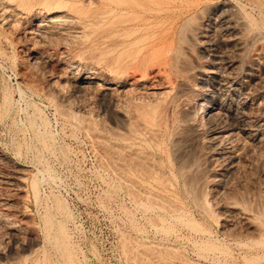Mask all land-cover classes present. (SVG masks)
Segmentation results:
<instances>
[{
  "label": "rangeland",
  "instance_id": "obj_1",
  "mask_svg": "<svg viewBox=\"0 0 264 264\" xmlns=\"http://www.w3.org/2000/svg\"><path fill=\"white\" fill-rule=\"evenodd\" d=\"M47 1L0 13V264H264V30L231 0H184L188 14L139 43L151 47L148 77L124 86L111 72L122 0ZM37 110L55 133L52 152L36 137L40 121L29 122ZM128 161L136 199L125 193ZM179 213L197 230L170 216ZM47 215L65 230H49Z\"/></svg>",
  "mask_w": 264,
  "mask_h": 264
},
{
  "label": "bare ground",
  "instance_id": "obj_2",
  "mask_svg": "<svg viewBox=\"0 0 264 264\" xmlns=\"http://www.w3.org/2000/svg\"><path fill=\"white\" fill-rule=\"evenodd\" d=\"M35 0H0V13L1 14H4L5 16H6V18L13 12V13H15L14 11L16 10V8L17 9H19L20 7H24V6H26V5H33ZM40 1V0H39ZM63 1V0H62ZM61 1V2H62ZM105 1H107V0H99V1H97V0H82L81 1V4H82V6L83 7H85V8H91V7H93V6H95L96 4L98 5V3L99 4H104V6L106 5L105 4ZM109 1V0H108ZM111 2H112V0H110ZM212 1H214V0H195V2H196V4H198V5H202L203 3H211ZM231 1H233L236 5H237V7H238V9H239V11H240V14H242V18H244L245 20H247L249 23H248V26H251V28H254L255 29V27L256 28H258V27H260L262 30H264V0H231ZM46 2H48L47 0H44V2H43V4H42V6L44 5V4H46ZM54 2V1H53ZM57 2H58V0H57ZM56 2V4H58ZM60 2V3H61ZM66 2V1H65ZM73 3V2H72ZM110 3V2H109ZM108 3V4H109ZM113 3V2H112ZM52 4V3H51ZM50 4V5H51ZM54 4V3H53ZM55 4V5H56ZM63 4H65L64 2H63ZM77 4V3H76ZM36 5H38L39 6V4H37L36 3ZM197 5V7L199 8V6ZM15 6V7H14ZM30 6V7H31ZM57 6H59V4L57 5ZM71 6V8H72V5H70ZM15 8V10H14V8ZM30 7H28V8H26L25 9V11L26 10H28ZM49 7H51V6H49ZM55 7V6H54ZM65 7H66V5H65ZM105 7H107V6H105ZM119 7V6H118ZM36 8H37V6H36ZM42 8V7H41ZM188 8H189V4L187 3H185L184 2V0H122V8H117L118 10H114V12H116L117 11V14H118V16H120L119 17V21H120V19H121V21H122V41L121 42H119L118 44V49H119V47H121L122 48V50L119 52L120 53V55L118 54L116 57L117 58H115V59H118L119 57H121L120 59H122L121 61V63H119V60L120 59H118L115 63H113V64H111V65H114V64H116L115 65V69H113V70H111V72L112 73H115L116 75L117 74H119L118 76H120V79H119V77H118V81H121L122 82V85H126L125 83L127 82V80L128 79H130V77L131 76H133V75H136V74H140V76L142 77V79H144V78H146V77H148V74H149V71L152 69V68H148V62L147 61H150L149 60V56H150V50H151V47H149V46H139L140 44V42L142 41V39H144V37L145 36H147L148 34H149V32H151V30H152V28L153 27H155V25H161V24H163V20H170V19H172V18H174V17H176V16H179V15H185V14H188V12H190V10H188ZM31 9H32V7H31ZM33 9H35L34 7H33ZM77 9V8H76ZM79 9V8H78ZM102 8H100V10H101ZM14 10V11H13ZM39 10H41V9H39ZM38 10V12H36V14H34V13H32V14H34V19L35 18H37V17H42L43 15H44V12H45V10H46V12L45 13H49V14H51V12H52V8L50 9H42L41 11H39ZM68 10H70V8L68 9ZM84 10V9H83ZM209 10V9H208ZM213 10V9H212ZM28 11H30V10H28ZM44 11V12H43ZM58 11V10H57ZM62 11V10H61ZM64 11H66V10H64ZM72 11V10H71ZM73 11H75V10H73ZM99 11V10H98ZM108 11V10H107ZM210 11V10H209ZM43 12V13H42ZM76 12V11H75ZM191 12H192V10H191ZM207 12V11H206ZM30 14H31V11L29 12ZM60 13H62V12H60ZM67 13V12H66ZM72 13V12H71ZM101 13V12H100ZM112 13H113V11H112ZM198 13V12H197ZM196 13V14H197ZM22 14V13H21ZM43 14V15H42ZM52 14H54V13H52ZM57 14V13H56ZM59 14V13H58ZM63 14V13H62ZM110 14H111V12H110ZM210 14V13H209ZM208 13H207V15H209ZM239 14V13H238ZM239 14V15H240ZM42 15V16H41ZM64 15V14H63ZM66 15V14H65ZM99 15V14H98ZM108 15V14H107ZM207 15H204L203 17H202V19L203 20H205L206 19V17H207ZM11 16H12V14H11ZM13 16H14V14H13ZM12 16V17H13ZM19 16V15H18ZM27 15H25V17H26ZM50 16V15H49ZM54 15H52V17H53ZM59 16V15H58ZM74 16V15H73ZM97 16V15H96ZM121 16H122V18H121ZM29 17V16H28ZM56 17V16H55ZM54 17V18H55ZM64 18H65V16H63ZM69 17H71V16H68V18ZM89 17H90V15H89ZM89 17H87V18H89ZM192 17V16H191ZM201 17V16H200ZM9 19H10V16L8 17ZM22 18V17H21ZM54 18H53V20H54ZM118 18V17H117ZM196 18H197V15H196ZM208 18V17H207ZM26 19V18H25ZM28 19V18H27ZM48 19H50V18H48ZM65 19H67V18H65ZM189 19H190V17H189ZM201 19V18H200ZM3 20H6V19H3ZM8 20V19H7ZM114 20V19H113ZM118 20V19H117ZM192 21H194V19H191ZM196 20V19H195ZM197 20H198V18H197ZM207 20V19H206ZM52 21V20H51ZM63 21V20H62ZM68 21V20H67ZM74 21V20H73ZM95 21V20H94ZM121 21H120V23H121ZM21 22V21H20ZM66 22V21H65ZM116 22V21H115ZM74 23V22H73ZM92 23H93V21H92ZM203 23V22H202ZM202 23H200L201 25H202ZM66 24V23H65ZM76 24V23H75ZM87 24V23H86ZM110 24H111V22H110ZM118 24V23H117ZM198 25V28L200 29V30H203V29H201V25ZM250 24V25H249ZM78 25V24H77ZM85 25V24H84ZM19 26V25H18ZM75 26V25H74ZM83 26V25H82ZM62 27V26H61ZM70 27V26H69ZM76 27V26H75ZM25 28V27H24ZM88 28V27H87ZM203 28H205V27H203ZM246 28H247V26H246ZM248 28H250V27H248ZM259 28V29H260ZM197 29V28H196ZM199 30V31H200ZM205 30H207L206 28H205ZM74 31V30H73ZM198 31V32H199ZM80 32V31H79ZM205 32V31H204ZM56 33V32H55ZM71 33V32H70ZM202 33V32H201ZM67 34V33H66ZM71 34H73V33H71ZM152 38V37H151ZM143 42H145V40L143 41ZM109 46H110V44H109ZM109 46H107V48L109 47ZM104 47V46H103ZM135 47H137V51H136V53H134L133 51H131V50H134L133 48H135ZM117 49V48H116ZM115 49V50H116ZM117 49V50H118ZM108 50V49H107ZM131 51V53H129L127 56L128 57H130V56H132L133 54H132V52L135 54V58H133V59H131V60H124V59H126L127 57H125L124 55H125V53H127V52H130ZM147 51H149V52H147ZM111 52H109L108 54H110ZM107 54V53H106ZM130 54H132V55H130ZM122 55V56H121ZM123 57H125V58H123ZM101 58V57H100ZM107 61V60H106ZM110 61H111V59H110ZM112 61H113V59H112ZM97 62V61H96ZM95 62V63H96ZM106 64H108V63H106ZM105 64V65H106ZM98 65V64H97ZM111 65H106V66H108V67H106V68H110V66ZM104 68H105V66H104ZM111 68H113V66L111 67ZM165 69H167V68H165ZM166 71V70H165ZM168 71V70H167ZM164 72V71H163ZM161 73V70H159V74H164L165 75V73ZM170 72H171V70H170ZM164 75H161L162 76V78H165V76ZM160 76V75H159ZM167 76V75H166ZM161 78V77H160ZM168 78V76L165 78V80ZM172 78V77H171ZM132 79V78H131ZM168 79H170V78H168ZM167 79V80H168ZM145 80V79H144ZM114 81V80H113ZM165 82H167V81H165ZM169 82H172V81H169ZM128 83V82H127ZM129 83H130V81H129ZM133 83V81L131 82V84ZM162 83V82H161ZM173 83H174V81H173ZM173 83H169V84H171L172 86L174 85ZM156 84H157V82H156ZM167 84V83H166ZM99 85V84H98ZM134 85H136V84H133V86ZM170 85V86H171ZM131 86V85H130ZM129 86V87H130ZM132 86V87H133ZM156 86V85H155ZM103 87V86H102ZM157 87V86H156ZM155 87V88H156ZM160 87V86H159ZM164 87V86H163ZM7 88V87H6ZM97 88V87H96ZM101 89V88H100ZM134 89V88H133ZM137 89V88H136ZM135 89V90H136ZM41 90V89H40ZM131 90V89H130ZM162 90V89H161ZM6 91H9V90H5V105H8V106H10V105H12V100H11V98H10V96H9V94H7V92ZM20 91H22V90H20ZM42 91V90H41ZM131 91H133V90H131ZM130 91V92H131ZM137 91V90H136ZM169 91H171V90H168V92ZM128 92V91H127ZM126 92V93H127ZM156 92V91H155ZM154 92V93H155ZM158 92V91H157ZM167 91H166V93H168ZM173 92V91H172ZM9 93V92H8ZM170 93V92H169ZM159 94V93H158ZM162 94L164 95V92L162 91ZM155 95V94H154ZM161 95V94H160ZM47 97V96H46ZM165 97H167V96H165ZM168 98V97H167ZM166 98V99H167ZM170 98V97H169ZM173 99H175L174 97H173ZM173 99H172V101H173ZM202 99V98H201ZM176 100V99H175ZM164 101V100H163ZM171 101V99L169 100V102ZM192 101V100H191ZM175 103L177 102V101H174ZM187 102V101H186ZM171 103V102H170ZM174 103V105H176V106H178V104H175ZM179 103V102H178ZM199 103H201V104H199V105H201V110H200V116H202L203 118H204V120H205V118H206V110H207V100H206V98H203L202 99V101L201 102H199ZM55 104V103H54ZM117 104V103H116ZM182 104V103H181ZM180 104V105H181ZM5 105H4V107H5ZM171 105V104H170ZM173 105V104H172ZM174 105L172 106V108L174 107ZM8 106H7V109H6V107H5V109L6 110H8ZM176 106L174 107L175 109H176ZM183 106H184V104H183ZM58 107V106H57ZM180 107V106H179ZM185 107V106H184ZM199 107V106H198ZM209 107V106H208ZM59 108V107H58ZM174 108H173V111H174ZM187 108V107H186ZM200 108V107H199ZM4 109V110H5ZM60 109V108H59ZM114 109H116V108H114ZM193 110H194V108H192ZM55 110V109H54ZM178 111V110H177ZM198 111H199V109H198ZM9 112V111H8ZM195 112H196V110H195ZM6 113V112H5ZM64 113V112H63ZM175 113V112H174ZM179 113V112H178ZM199 113V112H198ZM210 113V112H209ZM141 114V113H140ZM173 114V113H172ZM199 115V114H198ZM140 116H142V115H140ZM175 117V116H174ZM197 117V116H196ZM170 118V117H169ZM177 118V117H176ZM207 118H208V116H207ZM206 118V119H207ZM30 119H31V117H30ZM29 119V120H30ZM39 120L40 121V124H39V128H38V130H40V131H38V133L36 134V137L38 138V140H39V142H41V144H42V146H43V148L46 150V151H50V152H52V151H54V149H55V143H56V140H55V133L53 134V132H52V130L50 129V124H49V121L47 120V118H45V115L42 113V111L41 110H37V113H36V115L34 116V118L32 117V121H29V122H33V120ZM78 119V118H77ZM168 119V118H167ZM173 120V119H172ZM198 120V119H197ZM204 120H202V122L204 121ZM174 121V120H173ZM172 121V122H173ZM199 121H201V120H199ZM198 121V122H199ZM207 121V120H206ZM207 122H209V121H207ZM15 123V122H14ZM36 123V122H35ZM174 123V122H173ZM201 123V122H200ZM32 124V123H31ZM131 124V123H130ZM33 125H34V123H33ZM36 125V124H35ZM125 125V124H124ZM24 126V125H23ZM132 126V125H131ZM166 126V125H165ZM133 128V127H132ZM167 128V127H166ZM33 129V128H32ZM87 129V128H86ZM37 130V129H36ZM90 131V130H89ZM95 131V130H94ZM159 135V134H158ZM136 136V135H135ZM136 139V138H135ZM137 140H138V138H137ZM132 147V146H131ZM29 149V148H28ZM134 151V150H133ZM65 152V151H64ZM131 152V151H130ZM135 152V151H134ZM125 156V155H124ZM137 158V157H136ZM139 158V157H138ZM43 158H40V160H42ZM125 161L127 160V158H125L124 159ZM128 160H129V158H128ZM135 160V159H134ZM130 161V160H129ZM128 161V165H123V167H125V169H124V173H125V179H124V183H125V193H126V195L128 196V197H133L134 199H136L135 198V195H138L139 193H137V194H135L134 195V193H133V191L135 190V189H137V188H135L134 189V186H133V189L131 188V184H132V177L133 176H135L134 174H132L133 172L129 169V167H131V165L129 166V164H132V163H130ZM41 162V161H40ZM45 162V161H44ZM127 162V161H126ZM141 162V161H140ZM142 163V162H141ZM140 163V164H141ZM136 164H139V162H137ZM135 164V165H136ZM139 164V166H141ZM146 164V163H145ZM142 165H144V164H142ZM137 166V165H136ZM135 167V166H134ZM46 168L50 171V172H53V170H52V168L50 167V166H48L47 164H46ZM138 168H140L141 169V167H138ZM140 169H139V171H140ZM155 169V168H154ZM137 178V177H136ZM38 186H39V184H38ZM38 186H37V184L35 185L34 183H33V193H34V195H35V197H36V199L39 197L38 195H39V191H38ZM136 191V190H135ZM137 192V191H136ZM220 193V192H219ZM225 193V192H224ZM207 196V195H206ZM129 199V198H128ZM165 200V199H164ZM227 201V200H226ZM162 202V201H161ZM133 203V202H132ZM164 203H166V202H164ZM163 203V204H164ZM58 206H59V209L61 210V211H63V212H65L66 213V218H72V214H70V213H68V211H67V205H65L62 201H59V204H58ZM160 206H161V204H160ZM163 206H165V205H162V207ZM175 206V205H174ZM199 206V205H198ZM165 208V207H164ZM163 208V209H164ZM180 208V207H179ZM202 208L206 211V213L208 214V216L210 217V218H212L213 220H214V222L215 223H217V221L218 220H216L215 219V213H214V210H213V206L211 205V203H210V201H209V199H208V197H206V198H204V200H203V205H202ZM69 210V209H68ZM165 210V209H164ZM168 210H170L169 208H168ZM174 210H177V208L175 209L174 208ZM181 210H183V209H180V212H181ZM162 211V210H161ZM173 211V210H172ZM171 212V211H170ZM178 212H179V210H178ZM184 212V211H183ZM216 212V211H215ZM168 213V212H167ZM173 212H171V214H172ZM175 213V212H174ZM185 213V212H184ZM128 214H129V212H128ZM166 214V213H165ZM127 215V214H126ZM131 215V214H130ZM187 215H188V213H187ZM132 216V215H131ZM168 216V215H167ZM171 217H173V219H176L177 221L178 220H182L183 221V218L186 216L185 214H183V213H179V214H177V215H170ZM189 216V215H188ZM53 216H51V215H47L46 216V224H47V228L49 229V230H65V226L63 227V226H61V225H59L58 224V227H56L57 225L54 223V221H53V218H52ZM164 217V216H163ZM218 217V216H217ZM129 218H131L130 216H129ZM186 218H187V216H186ZM186 218H185V220H186ZM206 218V217H205ZM132 219V218H131ZM131 219H129L130 221H131ZM164 219V218H163ZM162 219V217H161V221H165V219L163 220ZM188 219V218H187ZM133 220V219H132ZM180 220V221H181ZM189 220V219H188ZM211 220V219H210ZM156 221V220H155ZM167 221V220H166ZM165 221V222H166ZM132 222V221H131ZM165 222H162L163 223V225H160L158 228L160 229V227L162 226V228H161V230H164V224H165ZM187 223V226L189 225V227H190V230L191 229H195V227H196V225L198 224L199 225V223H198V221L197 220H195L193 217H191L190 216V220L187 222V220L186 221H184L183 223ZM168 223V222H167ZM185 223V224H186ZM130 224H132V223H130ZM169 224V223H168ZM167 224H165V226H166ZM170 225H171V223H170ZM217 225V224H216ZM219 225V224H218ZM156 226H157V224H156ZM155 226V228H157ZM168 227H170V226H168ZM57 228V229H56ZM167 228V227H166ZM165 228V232H167V233H169L168 231H171V230H169V228H168V230ZM170 229H172V228H170ZM195 230H197V229H195ZM166 234V233H165ZM230 238V237H229ZM208 244V243H207ZM243 244V243H242ZM211 245V244H210ZM215 245V244H214ZM218 245H216V247H217ZM225 246V245H224ZM210 247V246H209ZM211 247H212V245H211ZM213 247H215V246H213ZM220 247V246H219ZM218 248V247H217ZM228 249V248H227ZM25 258H27V257H25ZM29 258V257H28ZM36 264H38V263H36Z\"/></svg>",
  "mask_w": 264,
  "mask_h": 264
},
{
  "label": "built area",
  "instance_id": "obj_3",
  "mask_svg": "<svg viewBox=\"0 0 264 264\" xmlns=\"http://www.w3.org/2000/svg\"><path fill=\"white\" fill-rule=\"evenodd\" d=\"M87 149H88L87 153H88V155H90L91 150H89V149H91V148H87ZM87 149H86V150H87ZM77 159H78V157H77ZM78 160H79V159H78ZM59 173H60V172H59ZM60 176L62 177L61 174H60ZM57 184H58V187H57V188L60 190V192H61L62 194H63V193H64V194H66V193L69 194V192H67V188H66L62 183L58 182ZM46 186H47V185H46ZM47 188H48V187H45L46 190H47Z\"/></svg>",
  "mask_w": 264,
  "mask_h": 264
}]
</instances>
